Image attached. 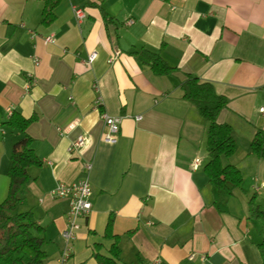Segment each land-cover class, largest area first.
<instances>
[{
  "label": "crops",
  "instance_id": "crops-1",
  "mask_svg": "<svg viewBox=\"0 0 264 264\" xmlns=\"http://www.w3.org/2000/svg\"><path fill=\"white\" fill-rule=\"evenodd\" d=\"M45 1L0 0V196L24 137H8L12 109L37 118L26 135L42 166L29 168L20 207L44 228L48 257L62 264L70 210L52 190L88 178L93 209L77 221L65 264H98V247L108 255L111 218L123 264H264L261 224L248 220L253 195L264 207V188L254 192L264 185V160L249 154L264 131V0H63L51 26L41 24ZM143 49L176 71L156 76L133 55ZM187 75L228 100L218 122L232 127L239 154L224 164L243 177L228 213L213 206L207 125L183 98ZM103 114L121 119L115 142L104 139ZM79 135L86 145L70 153Z\"/></svg>",
  "mask_w": 264,
  "mask_h": 264
},
{
  "label": "trees",
  "instance_id": "trees-1",
  "mask_svg": "<svg viewBox=\"0 0 264 264\" xmlns=\"http://www.w3.org/2000/svg\"><path fill=\"white\" fill-rule=\"evenodd\" d=\"M63 0H46L43 7L41 24L51 26L55 20V10ZM107 19V14L104 13ZM137 58L148 63L156 76L171 75L176 68L170 67L159 54L148 50L133 52ZM183 98L193 104L207 125V151L209 162L204 167L214 197L213 206L221 213H228L229 201L234 197L235 190L242 187L243 177L240 170L231 164H224L239 154V147L233 136L232 127L219 123L220 113L228 107L225 96L219 95L209 82L187 75L181 84ZM36 117L25 118L19 112H13L7 125L10 129L24 134L12 149L7 177L9 188L6 199L0 204V264H46L48 260L44 246L47 243L44 228L35 220L31 210L13 215L11 212L24 205V195L30 181L29 168L42 166L32 148L33 139L26 135L29 126ZM250 155L264 160V131L259 130L250 144ZM248 220L261 224L263 236L258 249L264 261V207L257 203L256 195L249 201ZM113 218L108 222L105 238L113 241L108 255L100 252L94 256L98 264H123L120 237L113 233Z\"/></svg>",
  "mask_w": 264,
  "mask_h": 264
},
{
  "label": "built area",
  "instance_id": "built-area-1",
  "mask_svg": "<svg viewBox=\"0 0 264 264\" xmlns=\"http://www.w3.org/2000/svg\"><path fill=\"white\" fill-rule=\"evenodd\" d=\"M76 17L78 20L83 18V14L81 11H75ZM129 23H133L130 21ZM46 42L53 43L54 40L52 37L46 39ZM120 53L116 52L114 54V58L117 57ZM96 53L93 52L90 54L88 59V64H92L96 58ZM113 58V59H114ZM110 60V62L113 61ZM38 64V62H36ZM9 116L12 115V109L7 110ZM261 112H264V109H261ZM104 126L106 129L104 139L107 142H115L116 136L120 132V124L121 119L118 117H112L107 114H103ZM140 119V117H138ZM87 142V138L84 135H79L70 145L69 151L70 153L81 150L85 147ZM192 167L194 170H198L200 167V160L195 159ZM92 169L91 164H87L86 171L90 172ZM264 188V185L255 186L254 192L259 193L261 189ZM92 187L88 178L82 179L76 183L65 184L59 183L54 190L51 192V196L54 199H61L69 201V218L66 228L62 232V238L64 240V248L61 254V262L65 264L68 262L72 255V242L76 239V231L79 226L77 221L79 219L87 218L93 209V204L91 201Z\"/></svg>",
  "mask_w": 264,
  "mask_h": 264
},
{
  "label": "rangeland",
  "instance_id": "rangeland-1",
  "mask_svg": "<svg viewBox=\"0 0 264 264\" xmlns=\"http://www.w3.org/2000/svg\"><path fill=\"white\" fill-rule=\"evenodd\" d=\"M6 130L9 132V138H10V136H12V135H14V134H20V132H18V131H13L12 129H10V128H6ZM7 197V196H6ZM3 198L0 196V204L6 199H4V200H2ZM21 212H25V209L24 208H21V207H18V208H16L15 210H13L11 213L13 214V215H15V214H18V213H21ZM48 245L46 244L44 247H47ZM45 249V248H44ZM105 253V252H104ZM46 264H57L56 263V260H55V258H52V255H49V257H48V260L46 261ZM71 264V263H70Z\"/></svg>",
  "mask_w": 264,
  "mask_h": 264
}]
</instances>
